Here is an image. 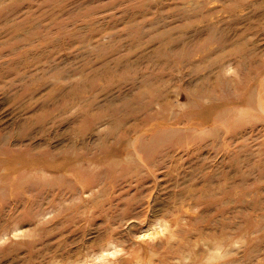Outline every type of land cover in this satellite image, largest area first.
<instances>
[{"label": "rangeland", "instance_id": "obj_1", "mask_svg": "<svg viewBox=\"0 0 264 264\" xmlns=\"http://www.w3.org/2000/svg\"><path fill=\"white\" fill-rule=\"evenodd\" d=\"M261 65L264 0H0V264H264Z\"/></svg>", "mask_w": 264, "mask_h": 264}, {"label": "bare ground", "instance_id": "obj_2", "mask_svg": "<svg viewBox=\"0 0 264 264\" xmlns=\"http://www.w3.org/2000/svg\"><path fill=\"white\" fill-rule=\"evenodd\" d=\"M248 44V43H247ZM205 60V59H204ZM226 62H224V63H222V64H220L219 66H220V68L222 69V70H228V69H230V65H228L227 66V64H225ZM261 67H264V65L262 66L261 65ZM221 71V70H220ZM262 72V71H261ZM260 71H258V73L256 74V76L258 75V74H260L261 73ZM256 79V78H255ZM254 81V80H253ZM253 81H250V82H247V83H245L244 84V89H245V92L246 91H248L249 92V88H252V86H253V84H254V82ZM224 82V81H223ZM258 84V83H257ZM261 85H262V87H263V90H264V77H263V79H262V83H261ZM192 92V91H191ZM224 92H226V91H224ZM239 92V91H238ZM243 93H241V95H242ZM260 95V96H259ZM259 96V97H258ZM242 97V96H241ZM255 98H259V104L261 105V106H264V93L263 94H259V92H257V93H255V94H253V91H250L249 92V94H248V96H247V101H249V102H251V100L252 99H255ZM243 99V98H242ZM214 106V105H213ZM209 107V106H208ZM234 108V107H233ZM211 109V108H210ZM198 110V109H197ZM250 110V109H249ZM192 111H194V110H192ZM189 112V111H188ZM202 112V111H201ZM203 112H205V111H203ZM194 113V112H193ZM196 113V112H195ZM245 114V113H244ZM248 115H252V113H250V114H248ZM239 116V115H238ZM217 118L218 119H220L221 120V122H224V120H227V114H224V112H220L219 113V115H217ZM196 123V122H195ZM195 125V124H194ZM154 127V126H153ZM143 133V132H142ZM139 134V133H138ZM135 151H137V150H135ZM108 152V151H107ZM110 152H112V151H110ZM101 154H103V153H101ZM100 155V154H99ZM127 155H128V158H132L133 156L130 154V152L129 153H127ZM135 157V156H134ZM114 158V157H113ZM129 159V160H130ZM133 159V158H132ZM111 160V159H110ZM114 160V159H113ZM138 161V160H137ZM72 162H74V161H72ZM71 162V163H72ZM78 163V162H77ZM79 164V163H78ZM217 250H219V249H217ZM103 255V257H104V254H102ZM101 258V257H100ZM99 260V259H98ZM135 262V261H134Z\"/></svg>", "mask_w": 264, "mask_h": 264}]
</instances>
